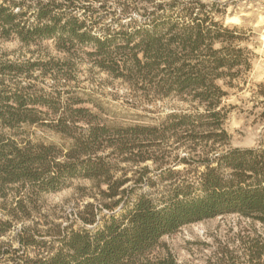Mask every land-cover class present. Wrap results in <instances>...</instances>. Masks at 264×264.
Wrapping results in <instances>:
<instances>
[{
	"label": "trees",
	"instance_id": "1",
	"mask_svg": "<svg viewBox=\"0 0 264 264\" xmlns=\"http://www.w3.org/2000/svg\"><path fill=\"white\" fill-rule=\"evenodd\" d=\"M204 6L158 5L132 29L107 28L100 36L93 32L92 16L88 24L86 14L79 15L88 7L85 3L0 0V37L24 44L53 39L69 53L90 47L84 53L97 67L131 83L148 100L176 97L190 104L167 112L155 124H110L86 107H75L74 101L62 103L59 91L54 96L37 91L30 81L7 85L0 78V197L7 200L15 190L13 200L2 203L8 218H0V237L15 229L18 242L13 247L0 241L1 261L181 264L170 253L152 255L163 235L187 223L236 213L250 220L255 233L248 241V259L263 263L264 148L228 145L224 127L228 90L223 86H232L251 64L245 48L235 44L237 27L215 20ZM64 65L70 63L0 59V75L30 74L34 67L44 73ZM39 123L64 141L33 142L4 131ZM150 160L157 164V175L169 180L160 191L147 189L155 186L151 167L144 164ZM122 161L128 165L120 167ZM179 164L185 165L184 172L173 168ZM73 177L90 179L99 194H89L98 202H87L77 213L78 228L57 225V245L31 255L29 248L41 241L23 221L38 207L40 193L57 191Z\"/></svg>",
	"mask_w": 264,
	"mask_h": 264
},
{
	"label": "rangeland",
	"instance_id": "2",
	"mask_svg": "<svg viewBox=\"0 0 264 264\" xmlns=\"http://www.w3.org/2000/svg\"><path fill=\"white\" fill-rule=\"evenodd\" d=\"M27 5L35 0H23ZM67 1V0H57ZM77 4H86L79 15L86 14L88 24L93 19V32L96 35L106 33L109 28L114 32L122 27L132 29L140 23L142 16L157 8L158 5L195 6L205 5L214 19L230 27H237L235 33L240 35L235 44L245 48L249 56L250 67L242 70L240 76L233 80L232 86H223L228 95L223 104L228 108L224 127L230 135L229 144L233 147H262L264 148V0H71ZM86 11V12H84ZM83 13V14H82ZM32 19L33 17L28 14ZM84 47L69 53L56 46L53 39H37L29 44L19 39L0 37V59L14 62L56 59L67 60L70 65L64 68H48L43 73L39 67H34L30 74L11 72L1 74L7 85L33 83L37 91L51 93L62 103L74 101L75 107H86L98 115V119L107 123L129 125L135 123L155 124L160 117L173 109H188L190 104L176 97L148 100L142 91L135 90L131 83L101 70L84 53ZM222 84V81H219ZM38 109L47 110L46 106L36 105ZM42 117L51 114L40 113ZM46 121V120H45ZM82 125V123H79ZM9 135L17 139H30L33 142L62 143L61 135L49 126L39 123L23 125L19 129L4 128ZM18 132V134H15ZM181 154L186 151L181 150ZM172 151L171 155H175ZM171 157V156H170ZM151 167L149 175L155 180V186L145 189L160 191L169 182L161 179L155 171L157 164L145 162ZM143 164V165H144ZM120 167L127 162H120ZM134 168L137 166H133ZM175 170L185 171V165H174ZM132 175L131 172L129 176ZM90 179L82 177L69 178L66 185L57 190L42 192L38 197V207L33 210L30 218L23 222L35 228L40 243L30 249V254L40 253L50 245H57L56 229L73 225H82L76 219L77 213L87 202L98 201L89 193L98 191L92 187ZM15 190H10L7 200L0 197V218H8L2 208L3 202L14 198ZM100 196H98L99 198ZM119 210L117 213H119ZM103 213L106 211L103 210ZM22 221L16 223L20 227ZM256 229L260 231L259 225ZM15 229L0 237V241L13 243ZM250 220L236 213H227L213 218L182 225L177 231L165 234L160 238V244L153 249L152 255L170 253L181 264H254L248 259V241L254 235ZM264 259V258H263ZM264 264V260L262 261ZM0 264H12L11 260L1 261Z\"/></svg>",
	"mask_w": 264,
	"mask_h": 264
}]
</instances>
